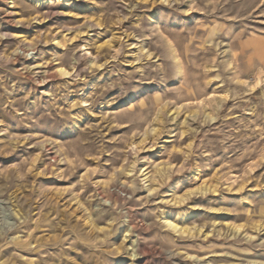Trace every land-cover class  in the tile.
<instances>
[{
  "label": "rangeland",
  "instance_id": "obj_1",
  "mask_svg": "<svg viewBox=\"0 0 264 264\" xmlns=\"http://www.w3.org/2000/svg\"><path fill=\"white\" fill-rule=\"evenodd\" d=\"M0 264H264V0H0Z\"/></svg>",
  "mask_w": 264,
  "mask_h": 264
},
{
  "label": "bare ground",
  "instance_id": "obj_2",
  "mask_svg": "<svg viewBox=\"0 0 264 264\" xmlns=\"http://www.w3.org/2000/svg\"><path fill=\"white\" fill-rule=\"evenodd\" d=\"M36 1L37 2H42V1H45V0H36ZM58 73L60 75L64 76V75H68L70 72L66 68L61 66V67L58 68ZM175 200L178 201V202H184L186 200V198L185 197H181V196H176ZM163 218H164L165 224L167 226H169L170 228H172L173 230L180 231L182 233H192L194 231L201 232V228H198L197 226H192V225H189V224H186V223H184L183 225L179 226L178 223L176 221H174L171 218V216L168 215V214L164 215Z\"/></svg>",
  "mask_w": 264,
  "mask_h": 264
}]
</instances>
